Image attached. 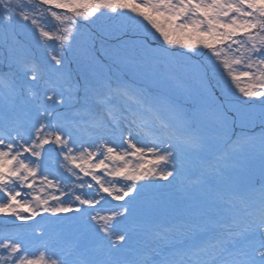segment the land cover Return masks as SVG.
<instances>
[{"label": "snow or ice", "instance_id": "6c2138e0", "mask_svg": "<svg viewBox=\"0 0 264 264\" xmlns=\"http://www.w3.org/2000/svg\"><path fill=\"white\" fill-rule=\"evenodd\" d=\"M0 217V264H264V0H0Z\"/></svg>", "mask_w": 264, "mask_h": 264}, {"label": "rangeland", "instance_id": "374dc122", "mask_svg": "<svg viewBox=\"0 0 264 264\" xmlns=\"http://www.w3.org/2000/svg\"><path fill=\"white\" fill-rule=\"evenodd\" d=\"M85 32L87 33V30H85ZM85 39H87V35H85L84 37ZM21 42H22V55H26V54H41L38 50H35V40L34 38L31 36L30 33H28L27 31H23L21 32V36H20ZM97 43H99L97 41ZM193 64L196 63V61H192ZM178 100L182 103L188 104L190 105V101L186 100L184 97H178ZM236 131L239 133L241 130L239 127H237ZM259 131V130H257ZM241 163H243V161H241ZM252 179L256 182L261 181L262 177H261V170H260V162L259 159L257 158L255 161V169H254V175L252 177ZM106 208L108 206H105ZM3 220L9 222L13 219L11 218H2ZM17 221H12L10 224L5 225V227H3V229L1 228V224H0V237L5 236V235H12L15 234L19 231H21V229L17 228ZM73 235V231H72V222H69L68 224H66L64 226L63 229L58 230L55 234H53L52 239L57 243V244H63L68 238H70ZM40 245L39 243L35 244L34 248H33V252H37V250L39 249Z\"/></svg>", "mask_w": 264, "mask_h": 264}, {"label": "trees", "instance_id": "16d2710c", "mask_svg": "<svg viewBox=\"0 0 264 264\" xmlns=\"http://www.w3.org/2000/svg\"><path fill=\"white\" fill-rule=\"evenodd\" d=\"M97 41L99 42V40H97ZM26 55H28V56H32V57H37V56L42 55V53H41L40 55H39V54H36V53H34V54H26ZM192 63H193V62H192ZM2 218H3V217H0V224L2 225L1 227H5V225H8V224H10L12 221H15V220L13 219V220L7 222V221L3 220Z\"/></svg>", "mask_w": 264, "mask_h": 264}]
</instances>
